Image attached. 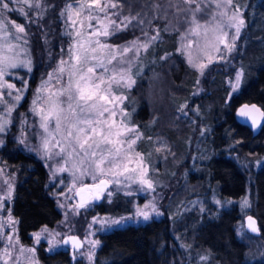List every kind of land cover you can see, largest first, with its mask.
I'll use <instances>...</instances> for the list:
<instances>
[{"label": "trees", "instance_id": "1", "mask_svg": "<svg viewBox=\"0 0 264 264\" xmlns=\"http://www.w3.org/2000/svg\"><path fill=\"white\" fill-rule=\"evenodd\" d=\"M36 2L39 7H20L24 11L19 18L25 28L21 42L30 56L31 71L27 93L14 109L17 115L35 96L40 83L61 60L69 58L72 36L67 10L81 0ZM111 3L117 6L106 9L116 22L109 31L110 38L121 42L123 48L135 41L138 48V52L134 48L126 54L124 63L135 81L131 86L124 84V101L137 108L128 127L157 148L155 140L162 138L169 147L172 168L161 187L167 196L161 204L163 218L101 235L93 264H197L198 258H205L207 264H264V258L248 261L247 246L238 233L240 202L246 195L255 206L244 214L256 218L260 236L245 232L264 241V166L252 171L247 167L264 155V126L253 136L234 119L236 108L242 104L255 103L264 111V45H257L252 60L243 49L256 26V35L264 39V0H232L233 8L243 10L240 34L222 61L217 60L219 54L210 59V53H201L202 63L207 65L202 71L189 63V54L193 64L198 65L199 59L183 47L181 35L187 32L194 15L200 23L211 18L209 0H196L191 5L185 0H108L107 4ZM196 4L201 10L194 13ZM153 36L158 38L153 40ZM140 44H147V49ZM243 62L248 64L244 73L251 80L240 81L234 89ZM159 86L163 107L157 106L153 114L150 94ZM17 135L12 125L0 148V158L16 177L10 212L16 219L19 243L29 246L31 235L54 227L61 212L50 190L47 168L26 153ZM199 155L201 162L194 166L203 170L195 173L191 164ZM180 192L188 193L187 197L174 195ZM197 199L205 206L202 215L186 207ZM37 257L40 264H86L71 261L64 250L47 253L43 243L37 248Z\"/></svg>", "mask_w": 264, "mask_h": 264}, {"label": "rangeland", "instance_id": "2", "mask_svg": "<svg viewBox=\"0 0 264 264\" xmlns=\"http://www.w3.org/2000/svg\"><path fill=\"white\" fill-rule=\"evenodd\" d=\"M212 4L213 9L209 11L208 20L200 23L202 27L199 29V35H194L191 33L190 29L194 26L191 24L187 32L181 35L183 47L190 51V53L194 56L195 59H199V64L202 63L204 56H201V53L205 55V53H210L211 57L217 56L218 61H222L227 58L228 54H225L227 49L224 48V45L221 44L217 39L215 33L213 31L214 26L217 22L221 24L222 30L228 33L227 40L231 42L232 37L235 36V28L229 27V17L234 13L243 19L242 17V8L239 9L233 8L232 5L230 7H215V0H209ZM100 3L107 4L108 0H100ZM238 6V5H237ZM10 7L13 9H20L22 7L21 3H10ZM79 7V4L71 6L68 8V17L71 9H75ZM244 9V8H243ZM227 11L228 15L221 17L218 15L220 12ZM20 11H12L6 12L5 15L10 21H15L18 24L24 26L23 23L20 22ZM93 16H98L100 20L103 21L101 24L97 19L88 20L84 15L77 17L73 15V19L77 20V24L75 28L73 25L69 24V33L72 36V49L75 51L73 46L79 40L84 41H95L99 39L102 43H106L111 46V48L117 50L118 60L113 61V65H117L118 67L124 68L128 70V67L123 64H118L119 59V51L123 50V46L121 42H114L110 35L104 36H91L89 35L91 32L96 29L103 30V26L107 25L108 30L113 27V24H110L111 20L108 15L105 17V13L100 12L98 10L93 11ZM213 16H215V20H213ZM80 20H84L83 28L80 27ZM193 20V19H192ZM191 20V22H192ZM89 23L93 26L89 28ZM205 28H207V33L205 34ZM242 28V27H241ZM258 27L256 26L249 32L247 41L244 42L243 49L246 52V57L251 60L254 59V55L256 53L257 45H264V39L258 37L256 34ZM9 29L14 33V29H11V25H9ZM76 30L81 31L82 35L80 37L76 36ZM241 31V29H240ZM240 34V33H239ZM22 36V34H20ZM11 38V37H10ZM237 39V38H236ZM235 39V40H236ZM20 41L13 40V43H18L20 47L14 50L15 52H19L20 59L23 61L30 62V56L26 48L23 47V44ZM256 44V45H255ZM93 47L96 45L93 44ZM217 47L220 51H216ZM135 49L133 48V51ZM105 53L109 51V49L103 50ZM13 53V54H14ZM189 53V52H188ZM122 59L126 61V54L122 57ZM216 59V58H215ZM66 62L65 64V72L63 74L57 73L55 69L52 73V79L49 80V75L43 80L38 88L35 90V96H32L29 104H24V109L20 111V114H15L14 109L21 103L24 95L27 93L28 88V80L27 76L29 74L28 67L21 66L13 69H9L6 73L4 80L6 83L13 84L15 87L13 90H9L6 87L0 88V93H3V103H0V123L3 120H7L8 123L4 127V131L0 132V148L4 146L5 136L8 133L9 129L12 127L17 132V140L22 143L25 147L26 153H30L33 157L40 160L41 163L45 165L49 174V180L51 183V193L55 198L56 205L61 212L60 221L52 228H42L31 235L32 243L29 246H23L19 243L17 238V229L16 223L14 226L9 227L5 225L3 228V234L0 236V264H5V260L7 264H40L37 257V248L40 244H44V250L47 253H52L58 250L67 251L61 244L62 240L68 236H77L82 241V248L79 251H74V260H81L86 264H93L96 256V252L99 249L101 242L100 236L108 233L112 230L123 228L129 225H144L147 222H150L154 219H160L163 217L162 211V200L163 202L166 199V195L163 196V192H161L162 184H164L165 178L171 175V158L167 155V151L169 147L165 144V141L162 138H157L155 141L157 142V146L154 142L145 141L138 135L140 138L137 140V148L135 152H139L140 157H136L133 153V160L129 163V168H136L135 172H126L123 175L114 176V175H105L100 176L97 175L96 179L93 180L91 174L89 172L84 171L88 168V161L85 160L83 164L80 163L82 156L73 153L71 158L68 157L67 153L71 151L70 147H67V142L62 140L61 145H56V140L51 139V144L49 147V153L45 154L42 146V139L47 135L44 130L40 127V108H47V105L43 103L44 99H46L49 95L48 91L41 90L42 85L47 84V88L52 92H56L63 87L67 86L68 82V70L74 61L70 60V56H68L63 60ZM244 63V62H243ZM202 64H206L203 62ZM31 65V64H30ZM60 65V63L58 64ZM113 65H109V69L113 67ZM248 64H243L241 66L240 71V81L247 82L251 80V77L247 76L244 72L245 69H249ZM31 67V66H30ZM58 67V66H57ZM97 73H102V69H97ZM111 72H109V75ZM57 76H60V79H57ZM240 83V82H239ZM123 86L122 83L119 87L113 85L114 94L120 95L124 97L123 94ZM161 87L152 88L150 97V105L152 106V113L154 114V110H157V106L162 109L163 103L162 97H160V89ZM9 91H11V95H9ZM19 94L22 98L17 102L14 97ZM55 98V97H54ZM62 101H66V96L60 97ZM35 101V107L37 111H33V102ZM12 106L13 111L11 114L7 112V108ZM65 109L67 108V103L62 105ZM108 107H114V105H108ZM117 110V116L113 119L119 123L121 120L128 126V122L131 121L132 113L136 114L137 108L128 101H118L115 105ZM127 108H131L130 111L126 112ZM122 109V111H121ZM27 111L30 113L28 116ZM108 114L105 113V116ZM103 119V118H101ZM50 131L54 130V121L50 124ZM136 133L130 132L125 133V137L128 136H136ZM124 138V137H122ZM56 139H61L59 134H56ZM135 144V145H136ZM134 145V146H135ZM65 147V152L60 153V147ZM133 146V147H134ZM101 147H111L110 145H101ZM124 149H127V144L122 145ZM59 153V154H58ZM98 158V157H97ZM201 156L196 159L194 158L192 161V169L196 172H202L203 168L198 170L194 163L201 162ZM199 160V161H198ZM0 158V201L3 202V208L0 209V220H7L9 215L12 217L14 221L16 219L12 216L10 209L12 206L14 188L16 185V177L14 173H9L8 169L3 166ZM73 165H76L74 168ZM248 169L250 171L254 169H259L264 166V155L259 157L254 161V163L247 164ZM107 168V165H105ZM63 168L65 171H57V169ZM141 169L147 170L146 179L150 180L152 183V187L149 188L146 185H141L137 182V178L141 175ZM82 171L84 174L82 175ZM131 177V178H127ZM104 179L108 183V188L104 190L100 194V201L98 203L93 202L92 197H90L89 202L85 204L84 207H78L77 201L75 197L76 191L82 187L83 185H93L99 183V180ZM7 182V183H6ZM208 184L206 186L208 187ZM201 187L203 185L201 184ZM199 187V189L201 188ZM10 190V196H9ZM172 193H169V197L167 201L171 198ZM175 196L182 197V193H174ZM187 194L183 195L187 197ZM240 202L241 213L240 219L241 223L238 226V233L242 238V241L247 246L248 251V261H257L264 258V241L256 240L250 236H247L244 227H243V218L245 217L246 210L252 209L255 206V202L248 201L246 195L244 196ZM170 202H172L170 200ZM145 205H149L150 207L145 208ZM187 210H194L200 213L205 211V206L203 202L199 199L191 202L186 206ZM127 212H122L125 210ZM138 209H143L149 213V218L147 220L144 219L142 215L137 214ZM154 209V210H153ZM186 210V211H187ZM45 229L47 231H45ZM36 234H40V239H36ZM13 236L11 242L7 240V236ZM18 241V242H17ZM51 241V242H50ZM96 242V243H92ZM11 253L10 257H5L3 255L5 249ZM25 249L23 253H21V249ZM27 249H33L34 251L29 252ZM207 260L205 258H198L196 260L197 264H207Z\"/></svg>", "mask_w": 264, "mask_h": 264}, {"label": "snow or ice", "instance_id": "3", "mask_svg": "<svg viewBox=\"0 0 264 264\" xmlns=\"http://www.w3.org/2000/svg\"><path fill=\"white\" fill-rule=\"evenodd\" d=\"M21 3L26 5L29 9L34 7H39L40 5L36 0H0V88H7L9 90L14 89V85L6 83L4 77L9 69L25 66L28 67V70L31 71L30 62L23 61L20 59L19 52L14 50L20 47L18 43H13V40L20 41L23 39V36L20 34L25 33V28L23 25L16 23L15 21H10L5 13L12 11L23 12V8L13 9L10 7V3ZM185 3L195 4L196 0H185ZM232 5V0H215V7H230ZM117 5L115 3L111 4H101L100 0H81L79 7L71 9L69 13V21L75 28L77 20L73 19V15L80 17L84 15L88 20L97 19L101 24L103 21L100 20L98 16H93V11L98 10L105 13L107 17L106 9L108 7L115 8ZM71 8V6H69ZM201 10L200 5L196 4L195 12ZM237 9V13H238ZM234 13L230 16L229 27L235 28V36L232 37L231 42L227 40L228 33L222 30L221 24L217 22L214 26L213 31L218 33L216 39L224 45V48L228 51L232 50L234 47V41L238 38L240 29L244 24L243 19L237 14ZM27 15V13H24ZM221 17L227 16V11L218 13ZM215 20V16H213ZM80 27L83 28L84 20H80ZM115 21H110V24H115ZM192 24L194 25L190 31L194 35H199V29L202 25L196 20L195 15L193 16ZM14 29V33L10 31ZM89 28L93 26L89 23ZM207 33V28H205V34ZM76 36L80 37L82 35L81 31L76 30ZM91 36L109 35L108 26L104 25L103 30L96 29L91 32ZM11 37V38H10ZM158 36H153L152 39H157ZM26 42V41H25ZM96 46L93 47L92 45ZM140 48L147 49V44H140ZM75 51L70 49V60L74 61L71 63L68 70V82L67 86L61 88L56 92H52L47 88V84L42 85L41 90L48 91L49 95L44 99L43 103L47 105V108H40V127L47 134L42 139V146L45 154L49 153V147L51 144V139L56 140V145H61L62 140L67 142V147L71 148V151L67 153L68 157L71 158L73 153L81 155L82 159L81 164L85 160L88 161V168L84 171L91 174L92 179L95 180L97 175H114L119 176L123 175L126 172H135L136 168H129V163L133 160V153L136 157L140 156L139 152H135L134 145L139 136H128L125 137V133L133 132L134 129L128 127L123 120L119 123L116 122L113 118L117 116L116 103L123 100L125 97L114 94L113 85L119 87L122 83L127 86H131L135 81L132 80L131 75L128 74V70L113 65V61L118 60L117 50L111 48L110 45L102 43L99 39L95 41H84L79 40L73 46ZM133 48L137 49V42L133 41L131 47H125L122 51H119L118 64H123L125 61L122 57L127 54L129 51H132ZM109 49L107 53L103 50ZM216 51H220L217 47ZM14 53V54H13ZM211 59V58H210ZM189 63L193 67H197L201 71L207 66L206 64H193L191 55L189 54ZM66 62L61 60L60 65H58L55 70L57 73L63 74L65 72ZM109 65H113L109 69ZM97 69H102V73H97ZM109 72L111 74L109 75ZM52 79V74L49 75V80ZM57 79H60V76H57ZM240 74L236 76V84L233 86L234 89L239 86ZM11 95V91L8 93ZM66 96V101H62L60 97ZM55 97V98H54ZM22 97L17 94L14 99L18 102ZM0 103H3V93H0ZM67 103V108L65 109L62 105ZM108 105H114V107H108ZM34 112L37 111L35 107V101L33 102ZM13 107L10 106L7 108V112L11 114ZM122 111V109H121ZM105 113L108 115L105 116ZM238 116L245 117L251 120L253 126L257 125L260 120H264V111L256 107V105H243L238 113ZM103 118V119H101ZM54 121V130L50 131V124ZM8 121L5 119L0 123V132L4 131L5 125ZM56 134L61 136V139H56ZM124 137V138H122ZM127 144V149H124L122 145ZM101 145H110L111 147H101ZM65 152V147H60V153ZM59 154V153H58ZM98 157V158H97ZM107 165V168L105 167ZM75 168L76 165H73ZM57 171H65L63 168L57 169ZM82 175L84 172L82 171ZM147 170L141 169V175L137 178V182L141 185H146L151 188L152 183L150 180L146 179ZM131 178V177H127ZM7 183V182H6ZM107 181L104 179L99 180L98 184H93L91 186L83 185L77 191V195L80 196L81 200L78 204V207H84L87 203V195L92 193L93 189H97V198L98 192L102 191L101 186H106ZM10 196V190H9ZM150 207L145 205V208ZM3 208V202L0 201V209ZM154 210V209H153ZM138 215H142L145 220L149 218V213L143 209L137 210ZM16 221L12 219L9 215L7 220H0V236L3 234V228L5 225L9 227L14 226ZM248 228L252 232H257L255 221L249 217L248 218ZM45 231H47L45 229ZM13 236H7V240L11 242ZM36 239H40V234H36ZM73 246L78 245L80 242L76 238H70ZM18 242V241H17ZM51 242V241H50ZM65 243H69L68 240ZM96 243V242H92ZM25 249H21L23 253ZM27 251L32 252L33 249H27ZM3 255L5 257H10L11 253L6 248ZM5 264L7 261L5 260Z\"/></svg>", "mask_w": 264, "mask_h": 264}, {"label": "water", "instance_id": "4", "mask_svg": "<svg viewBox=\"0 0 264 264\" xmlns=\"http://www.w3.org/2000/svg\"><path fill=\"white\" fill-rule=\"evenodd\" d=\"M243 105H245V104H242V105H240L239 107L236 108V110H235V112H234V119H235V121H236L239 125L246 127V128L252 133L253 136H256V135L259 134V132H260L261 129L263 128V126H264V120H260V121L258 122L257 125L253 126L251 120H249V119H247V118H245V117H240V116H238L237 113H238L239 109H240ZM247 105H249V106H251V105H256V107L260 108V109L263 111V109H262L260 106H258L257 104H255V103H251V104H247ZM97 184H98V183H97ZM86 185H88V184H86ZM88 186H90V185H88ZM108 186H109L108 183H107L106 186H101L103 190L98 192V198H97V195H96V193H97V191H98L97 189H93V190H92V193H90V194H86V195H87V203L89 202V196L92 197L94 203H98V202L100 201V194H101L102 192H104V190L107 189ZM77 191H78V190H77ZM77 191H76V193H77ZM76 193H75V197H76V199H77V206H78V204L80 203L81 198H80V196H78ZM249 217H251V218L255 221L256 227H257V229H258L257 232H252V231L248 228V218H249ZM243 226H244L245 231H246L248 234H250V235H252V236H255V237H259V236H260L259 226H258V223H257L256 218H255L253 215L248 214V215H246V216L243 218ZM73 237L76 238V239L80 242V243H79L78 245H76V246H73V244L71 243L70 238H73ZM66 240H68L69 243H65ZM61 244H62V246H63L64 248H66L67 252L69 253V256H70V258H71V261H74V251H79V250L82 248V241H81L77 236H68V237H65V238L62 240Z\"/></svg>", "mask_w": 264, "mask_h": 264}, {"label": "flooded vegetation", "instance_id": "5", "mask_svg": "<svg viewBox=\"0 0 264 264\" xmlns=\"http://www.w3.org/2000/svg\"><path fill=\"white\" fill-rule=\"evenodd\" d=\"M90 197H91V196H89V199H90ZM76 201H77V199H76ZM94 204H95V203H94ZM163 216H164V215H163ZM162 218H163V217H162ZM160 219H161V218H160ZM154 220H157V219H154ZM158 220H159V219H158ZM151 221H152V220H151ZM257 223H258V222H257ZM258 226H259V225H258ZM75 260H77V259H75Z\"/></svg>", "mask_w": 264, "mask_h": 264}]
</instances>
